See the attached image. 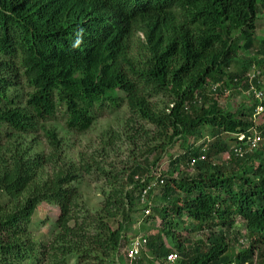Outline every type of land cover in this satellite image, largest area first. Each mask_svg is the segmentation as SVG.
Here are the masks:
<instances>
[{
    "label": "trees",
    "instance_id": "trees-1",
    "mask_svg": "<svg viewBox=\"0 0 264 264\" xmlns=\"http://www.w3.org/2000/svg\"><path fill=\"white\" fill-rule=\"evenodd\" d=\"M260 5L264 0H0V264H108L137 236L126 239L129 214L133 204L148 210L154 187L166 203L152 208L156 233L143 235L131 264L146 254L148 264H264V109L254 116L264 94L259 103L246 91H262V73L247 60L238 64L239 53L256 43ZM251 67L257 74L248 79ZM20 85L26 91L12 97ZM233 93L251 104L220 107L217 97ZM120 108L129 144L147 138L145 126L155 133L157 146L142 154L184 144L169 156L168 171L157 162L143 176L136 164L119 169L120 180L109 176L99 161L113 152L104 148L119 137L114 132L88 162L85 153L78 162L67 158L58 117L66 132L83 134L104 109ZM251 129L262 137L258 147L235 156L237 137L245 140ZM222 152L225 163L214 161ZM83 177L110 188L94 212L79 200ZM41 204L57 209L47 241L28 231ZM182 218L205 231L195 244L178 238ZM236 220L243 240L232 230ZM172 252L176 260L165 262Z\"/></svg>",
    "mask_w": 264,
    "mask_h": 264
},
{
    "label": "rangeland",
    "instance_id": "rangeland-1",
    "mask_svg": "<svg viewBox=\"0 0 264 264\" xmlns=\"http://www.w3.org/2000/svg\"><path fill=\"white\" fill-rule=\"evenodd\" d=\"M137 37L141 39L140 35H137ZM254 40L256 42L255 45L247 53H239L238 64L240 65V62L242 60H247L245 64H249L248 67L253 64L258 69V71L260 70V72L262 73V77L259 80L260 87L264 92V5H260L258 7L257 19L255 21ZM25 91V86L20 85L11 89L10 93L12 94V97L20 98V95H22ZM230 95L231 96L217 97V101L220 107H234L238 104H244L247 106L251 104L249 97L244 94L237 93L235 96V93H233ZM163 102L164 100L158 101L160 106L163 104ZM126 118L127 113L125 108H120L119 110H115L114 112H110L108 109H104L98 114L90 129L83 134L66 132L63 129L62 119L60 117L56 119L54 126L58 137L62 139L64 143V150L66 149L67 158L74 160L75 162L79 161V154L81 153H85L84 156L86 162H88L92 151L95 149H101V142L106 141V139L110 137L109 135H112V132L117 133L119 137L112 141V146L104 148L114 149L113 152L112 150H109L106 158L107 161H104L103 163L99 161V163L100 166L109 173V176L114 175L118 180H120L124 176H122V172H119V169L123 168L127 171L126 173H128L132 170V167L135 164L140 167V172L136 174L137 176H143L144 173L146 174L147 171H149L157 162L158 163L155 165V167L159 168L160 172L165 173L166 171H168L167 162L169 156L179 154L180 149H182L179 144L183 146L184 144H182L180 141L175 140L173 144H167V151L164 154L160 155L158 153H155L148 156L142 154L144 149L157 146V142H152L150 140V137H155V133L154 131H152V128L145 126L149 131V133L147 134V138L137 137L134 144H129L128 136H131L132 130L130 129L131 131H128L126 127H124V121L126 120ZM37 139L40 138L37 136ZM197 143H200V141H198ZM43 145L44 141L40 139L39 143L36 144L35 149L37 151H41L42 149H44ZM226 159L227 153L222 152L214 158V161L225 163ZM111 180L113 181V179ZM114 183H116V181H114ZM109 189L110 188L107 182H104V180L95 181L93 177H83L79 184V200L81 203H84L85 208L89 212H94L99 209V204L103 200V195L106 196L109 193ZM161 194L162 192L160 190V187H154L149 192V195L146 197L145 202L148 205L149 210L147 215L141 212L142 209L140 205L133 204L132 211L129 214L130 223L126 228V239H130L135 235H151L156 233L157 226L159 225V220L155 217L156 213L152 208H158L160 207V205H164L166 203ZM56 214L57 209L55 208V206L49 204L38 205L31 217V224L28 228L31 238L34 240H49L50 235L52 234V226ZM149 215H152L154 217L153 220H149V218H146V216ZM181 220L184 223V226L178 230V238L180 239L182 237H185L188 239V243L186 244H195L202 238V234L205 231L191 230V226L188 225L189 222L185 220V218H182ZM232 230L233 232L238 233L237 238H239V240L242 239L243 236L245 238L243 225L238 220H236ZM162 241L164 242L166 249L171 248V243L169 240L162 237ZM246 245L247 242L246 240H244L242 241V243H240V246H238L237 249L239 247H245ZM172 254L177 256L175 252H172ZM149 260L150 259L147 254L144 255L142 264H148ZM107 263L128 264L122 257V248H119V250L108 259Z\"/></svg>",
    "mask_w": 264,
    "mask_h": 264
},
{
    "label": "built area",
    "instance_id": "built-area-1",
    "mask_svg": "<svg viewBox=\"0 0 264 264\" xmlns=\"http://www.w3.org/2000/svg\"><path fill=\"white\" fill-rule=\"evenodd\" d=\"M254 68L251 67V70ZM254 74H257V71L253 70L252 72H247L246 77L248 79H251ZM249 92L253 95L254 99H256L259 103L262 98V93L260 91H256L253 89L252 86L249 87ZM264 106L261 104H258L255 108V115L259 114L263 111ZM262 140V137L259 133L256 132L255 129H251V136L247 137L244 140V137L242 135H239L237 137V142H240L239 145L233 147V154L235 156H241L243 153L251 152L254 149H256ZM194 160H191L189 162V165L191 166L193 164ZM158 183H161V180L158 181ZM148 187L143 189L140 193V201L142 202L144 200V194L147 191ZM148 210L144 211V214H147ZM146 241L143 235H137L134 238L129 240V243L127 246H124L122 249V257L123 259L128 263L131 264L139 255L140 251L145 246ZM176 260V256L172 253H168L165 256V262L172 263Z\"/></svg>",
    "mask_w": 264,
    "mask_h": 264
},
{
    "label": "clouds",
    "instance_id": "clouds-1",
    "mask_svg": "<svg viewBox=\"0 0 264 264\" xmlns=\"http://www.w3.org/2000/svg\"><path fill=\"white\" fill-rule=\"evenodd\" d=\"M246 91H247L248 93H250V92H249V87H247ZM260 92L262 93V96H263L264 92H263V91H260ZM250 94H251V93H250ZM262 98H263V97H262ZM262 98H261V99H262ZM260 101H261V100H260ZM263 106H264V105H263ZM255 108H256V107H255ZM263 109H264V108H263ZM254 112H255V109H254ZM262 112H263V111H262ZM262 112H260L259 114H261ZM259 114L255 115V113H254V116L257 117Z\"/></svg>",
    "mask_w": 264,
    "mask_h": 264
}]
</instances>
